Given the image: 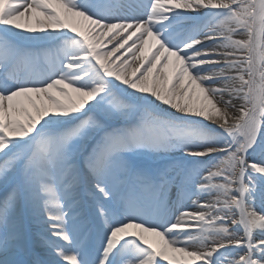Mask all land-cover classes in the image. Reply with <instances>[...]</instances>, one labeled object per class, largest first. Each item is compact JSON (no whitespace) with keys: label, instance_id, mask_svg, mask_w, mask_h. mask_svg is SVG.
<instances>
[{"label":"snow or ice","instance_id":"snow-or-ice-1","mask_svg":"<svg viewBox=\"0 0 264 264\" xmlns=\"http://www.w3.org/2000/svg\"><path fill=\"white\" fill-rule=\"evenodd\" d=\"M0 264H264V0H0Z\"/></svg>","mask_w":264,"mask_h":264}]
</instances>
